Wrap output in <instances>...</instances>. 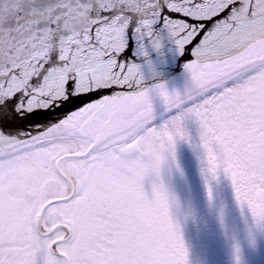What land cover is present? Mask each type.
Wrapping results in <instances>:
<instances>
[{
	"label": "snow or ice",
	"instance_id": "obj_1",
	"mask_svg": "<svg viewBox=\"0 0 264 264\" xmlns=\"http://www.w3.org/2000/svg\"><path fill=\"white\" fill-rule=\"evenodd\" d=\"M166 43L191 56L183 90L139 72ZM146 101L155 120L107 131ZM241 108L247 131L205 171L264 222V0H0V264H187L166 195L146 203L115 179L138 155L125 145L170 117L178 135L188 118L221 130Z\"/></svg>",
	"mask_w": 264,
	"mask_h": 264
},
{
	"label": "flooded vegetation",
	"instance_id": "obj_2",
	"mask_svg": "<svg viewBox=\"0 0 264 264\" xmlns=\"http://www.w3.org/2000/svg\"><path fill=\"white\" fill-rule=\"evenodd\" d=\"M239 114L240 111L234 114L233 124L220 132L201 127L195 118L185 120L193 125L183 136L173 127L153 124L125 145L135 148L138 155L122 161V170L115 179L128 196L146 203L155 198L158 190L166 195L172 208L169 214L179 225L185 244L187 264H264V222L255 221L247 206L237 202L231 179L222 170L215 178L205 171L209 158L219 164L221 153L217 148L226 152L229 144L236 146L233 141L238 142L240 136L231 128L240 126ZM151 119H156V113ZM151 121H143L121 137L135 135ZM148 133L156 139L141 146L139 142Z\"/></svg>",
	"mask_w": 264,
	"mask_h": 264
},
{
	"label": "water",
	"instance_id": "obj_3",
	"mask_svg": "<svg viewBox=\"0 0 264 264\" xmlns=\"http://www.w3.org/2000/svg\"><path fill=\"white\" fill-rule=\"evenodd\" d=\"M135 59V57H134ZM188 55L184 60L179 59L170 44L166 43L164 48L157 52L150 50L147 55L140 56L136 62L139 65V72L146 82L164 81L169 90H183L188 74L183 68L185 60H190ZM156 113L151 102L145 104L134 111L114 110L110 112L104 120L109 125L107 131L115 138L129 133L135 128V123L142 120L151 121ZM125 133V134H126Z\"/></svg>",
	"mask_w": 264,
	"mask_h": 264
},
{
	"label": "rangeland",
	"instance_id": "obj_4",
	"mask_svg": "<svg viewBox=\"0 0 264 264\" xmlns=\"http://www.w3.org/2000/svg\"><path fill=\"white\" fill-rule=\"evenodd\" d=\"M233 90H234V94L235 93H240V94H244V93H251L252 91H253V87H252V85H250V84H244V83H241V82H238L236 85H233ZM249 99H251V97H249ZM238 111H240L241 112V114H239V116H237V118L239 117V124H240V126H233L232 128H231V131L233 130V131H237L238 132V136H243L244 134H245V132L247 131V129H246V122L247 121H249L250 119H251V114H250V110H243L242 108L241 109H238L236 112H235V114H237V112ZM245 111H248V114L246 115L245 114ZM171 120H172V118L170 117L169 118V121H166V122H163V123H161V125L162 124H165L166 126H167V128L169 127V124H170V122H171ZM142 123V120L141 121H139V122H137V123H135V127H137V126H139L140 124ZM229 123H230V125H232L233 124V118H231L230 119V121H229ZM185 124V127H186V130H189V129H191L192 128V125H193V123L191 122V123H189L188 124V122L187 123H184ZM188 124V126H186ZM205 126H207L208 128H212L210 125H205ZM170 128V127H169ZM227 128H229L228 126H222V128H221V130H225V129H227ZM213 129H215V128H213ZM221 130H217L218 132H220ZM126 132H124V134H125ZM229 135V134H228ZM235 141H236V139H234ZM238 140V139H237ZM173 162H175V159L173 160ZM172 208H169L168 207V211H170Z\"/></svg>",
	"mask_w": 264,
	"mask_h": 264
},
{
	"label": "bare ground",
	"instance_id": "obj_5",
	"mask_svg": "<svg viewBox=\"0 0 264 264\" xmlns=\"http://www.w3.org/2000/svg\"><path fill=\"white\" fill-rule=\"evenodd\" d=\"M138 127H139V126H138ZM135 128H136V127H135ZM135 128H134V129H135Z\"/></svg>",
	"mask_w": 264,
	"mask_h": 264
}]
</instances>
